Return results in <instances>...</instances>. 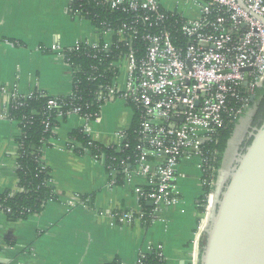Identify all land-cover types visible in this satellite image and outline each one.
<instances>
[{
    "label": "built area",
    "instance_id": "1",
    "mask_svg": "<svg viewBox=\"0 0 264 264\" xmlns=\"http://www.w3.org/2000/svg\"><path fill=\"white\" fill-rule=\"evenodd\" d=\"M100 2L110 12L126 14L127 20L115 27L95 28L99 37L96 42L51 47V51L63 56L70 69V95L12 92L3 115L8 118L11 109L38 93L47 98L50 113L46 117V129L50 128L53 117L58 121L75 114L83 122L79 131L88 144H100L91 137L89 127L92 121L99 122V113H84L75 103L73 89L79 81L77 74L86 70L72 68L69 59L82 46L101 52L99 64H105L102 72L92 66L86 74L95 80L102 79L104 73H112L110 83L100 84L96 90L97 102L103 105L121 100L131 107V122L135 119L136 127L133 137L128 131L130 123L127 129L117 131L111 142L100 144L122 155L119 160L103 152L97 155L88 149L85 152L103 164L110 186L115 185L119 173L126 182L135 177L143 180L135 188L138 210L115 214L124 224L154 219L160 207L177 204L180 201L178 167L182 161H194L201 172L200 196L205 195V199L192 234V252L187 264H200L201 242L220 172L219 169L214 178L211 162L215 150L211 151L210 146L217 143V134L231 119L239 121L247 113L251 108L249 102L264 83V24L250 14L264 18V0H184L188 10L178 12L168 8L171 0ZM67 11L79 17L69 7ZM132 145V151L126 153ZM41 167L45 168L43 163ZM204 186L210 187V191L204 193ZM18 191L21 189L16 187L12 192ZM88 201L74 197L68 203ZM149 202L153 211L147 214L143 205ZM152 253L163 262L157 246L148 253H140L136 264H143L146 255Z\"/></svg>",
    "mask_w": 264,
    "mask_h": 264
},
{
    "label": "crops",
    "instance_id": "2",
    "mask_svg": "<svg viewBox=\"0 0 264 264\" xmlns=\"http://www.w3.org/2000/svg\"><path fill=\"white\" fill-rule=\"evenodd\" d=\"M69 2L0 0V193L17 187L20 128L3 115L10 94L70 95V69L51 47L67 48L99 38L89 21L69 14ZM131 119L121 100L103 104L99 122L89 125L91 137L109 143L117 131L128 128ZM82 124L75 114L58 120L42 147L41 161L49 171L54 199L24 220L10 222L0 213V264H109L115 259L136 264L140 253L157 246L164 264H187L201 192L195 162L182 161L178 167L177 204L160 207L154 219L120 223L116 213L138 210L135 188L143 180L135 177L126 182L117 177L110 186L103 164L81 152L80 143L70 136ZM74 197L89 201L69 204ZM147 206L148 214L153 206Z\"/></svg>",
    "mask_w": 264,
    "mask_h": 264
},
{
    "label": "trees",
    "instance_id": "3",
    "mask_svg": "<svg viewBox=\"0 0 264 264\" xmlns=\"http://www.w3.org/2000/svg\"><path fill=\"white\" fill-rule=\"evenodd\" d=\"M69 8L79 15L80 18L90 22V24L97 29H105L106 27H115L122 21L127 20V15L121 12H110L106 8V4L100 0H71ZM89 53L84 54V52ZM114 53V52H113ZM90 54V55H88ZM96 54V58H93ZM102 53L91 51L87 47L81 48L70 56V63L72 68H82L86 70L84 74H77L78 83L74 86V95H76V105L82 107L84 113L95 114L99 113L102 106L97 102L96 90L100 84H109L112 73H104L103 78H96L95 80L88 77L87 72L91 67H98L102 70L105 64H99V58ZM103 63V61H101ZM22 105L17 106L15 109L10 110L8 116L9 120L16 121L19 124L20 135L17 139V187L21 189L16 193L11 190H5L0 193V213H3L7 220L10 222L27 219L31 215L39 214L45 204L54 199L52 189L48 186L50 179L49 171L47 168H42L40 161L41 150L45 143L49 141L52 135V130L58 125L56 119L51 120L50 128H45V123L49 111L47 108V98L35 94L27 101H21ZM253 109V114L250 120V127L259 128L264 122V83L261 88L257 89L253 97V101L249 102ZM65 119V117L63 118ZM238 120H230L225 128L221 129L217 134V143L210 146V150H215L213 161L211 162L212 168L215 169L214 178L217 177V171L221 168L224 153L227 149L228 140L230 139ZM136 127V120L133 119L129 131L131 137L134 136L133 129ZM253 133V131H252ZM71 138L76 140L81 145V152L90 150L93 154L103 152L109 156L122 158L123 156L115 154L113 151L103 147L100 144H88V139L78 130L72 131ZM132 140V138H131ZM252 136L243 140V152L250 145ZM133 145L126 151L130 153ZM120 177V173H119ZM204 193L210 191V187L204 186ZM205 195L199 197L198 211H203ZM146 210L149 207L143 205ZM205 242V236L201 242V249ZM109 264H122L119 260L115 259ZM143 264H164L155 257V254L146 255Z\"/></svg>",
    "mask_w": 264,
    "mask_h": 264
},
{
    "label": "water",
    "instance_id": "4",
    "mask_svg": "<svg viewBox=\"0 0 264 264\" xmlns=\"http://www.w3.org/2000/svg\"><path fill=\"white\" fill-rule=\"evenodd\" d=\"M250 136L235 163L220 169L200 264H264V122Z\"/></svg>",
    "mask_w": 264,
    "mask_h": 264
},
{
    "label": "rangeland",
    "instance_id": "5",
    "mask_svg": "<svg viewBox=\"0 0 264 264\" xmlns=\"http://www.w3.org/2000/svg\"><path fill=\"white\" fill-rule=\"evenodd\" d=\"M175 1L176 0H171V2H169L168 8L170 10L175 9L177 12L182 11L183 9L188 10L189 5H185L184 0H177V4H175ZM127 108L129 109L130 113H133L131 107L127 106ZM252 114H253V109L249 108L247 113L243 114L241 118L239 119L235 127V130L233 131L230 139L228 140L227 149L224 153L220 169H226L227 167H229L231 161L235 157L234 156V154L236 153L235 151L238 145L240 144V141L242 140L243 135L246 133L248 127L250 126V120H251ZM200 175H201V172L199 171V177Z\"/></svg>",
    "mask_w": 264,
    "mask_h": 264
},
{
    "label": "flooded vegetation",
    "instance_id": "6",
    "mask_svg": "<svg viewBox=\"0 0 264 264\" xmlns=\"http://www.w3.org/2000/svg\"><path fill=\"white\" fill-rule=\"evenodd\" d=\"M254 130V128H252V127H249V129H248V131H247V133H246V135L244 136V138H243V140L245 139V138H249L250 137V135L252 134V131ZM243 140L242 141H240V144L238 145V147H237V149H236V153L234 154V160L236 159V157H237V155L239 154V153H241L242 152V150H243V147H242V144H243ZM233 160V164L235 163V161Z\"/></svg>",
    "mask_w": 264,
    "mask_h": 264
}]
</instances>
